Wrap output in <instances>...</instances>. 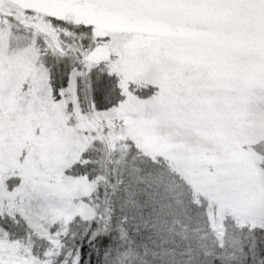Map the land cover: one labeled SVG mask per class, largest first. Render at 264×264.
I'll return each instance as SVG.
<instances>
[{"label": "snow or ice", "instance_id": "6c2138e0", "mask_svg": "<svg viewBox=\"0 0 264 264\" xmlns=\"http://www.w3.org/2000/svg\"><path fill=\"white\" fill-rule=\"evenodd\" d=\"M0 264H264V0H0Z\"/></svg>", "mask_w": 264, "mask_h": 264}]
</instances>
